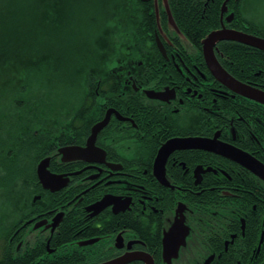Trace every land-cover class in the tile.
Returning a JSON list of instances; mask_svg holds the SVG:
<instances>
[{
	"label": "flooded vegetation",
	"instance_id": "af4514ba",
	"mask_svg": "<svg viewBox=\"0 0 264 264\" xmlns=\"http://www.w3.org/2000/svg\"><path fill=\"white\" fill-rule=\"evenodd\" d=\"M96 2L121 53L54 123L64 183L36 175L3 264H264V45L204 44L264 43V0Z\"/></svg>",
	"mask_w": 264,
	"mask_h": 264
},
{
	"label": "trees",
	"instance_id": "16d2710c",
	"mask_svg": "<svg viewBox=\"0 0 264 264\" xmlns=\"http://www.w3.org/2000/svg\"><path fill=\"white\" fill-rule=\"evenodd\" d=\"M94 2L104 26L112 25L87 52L74 37L55 46L65 33L49 30L74 10V0H0V248L23 215L19 208L31 199V186H38L36 165L51 155L54 123L82 101L77 87L95 80L121 53L112 7ZM65 72L70 75L61 77Z\"/></svg>",
	"mask_w": 264,
	"mask_h": 264
},
{
	"label": "rangeland",
	"instance_id": "374dc122",
	"mask_svg": "<svg viewBox=\"0 0 264 264\" xmlns=\"http://www.w3.org/2000/svg\"><path fill=\"white\" fill-rule=\"evenodd\" d=\"M74 2L76 3V5H73L72 7H75L74 10L67 14L66 19H64L62 22H58L60 26L56 27L55 30L50 29V26L45 27L49 28L50 31L57 32L60 30L62 33H65V36L62 35V39L59 34V36L54 40L53 43H55V46H57L58 43H67L69 40L71 41L74 37L76 41L83 44L85 43V47H87V52H90L89 48L91 46H99L102 43V32H105L106 29H108L112 24L109 23L108 28L104 26L102 21L103 16L98 12L97 4L94 2V0H74ZM250 6L254 10H259L261 9L260 7L262 5L257 4V2H253L250 4ZM78 33H80V35L77 37ZM69 35H71L70 38ZM85 50L86 48L84 49V51ZM68 75L70 74H67L65 72V74H61L60 76L66 77ZM71 90H73L72 87H70L69 92H71ZM77 90L82 94L83 88L77 87ZM81 96L82 95H80V97ZM68 105L69 104L63 103L60 106ZM0 177L3 178L2 173H0Z\"/></svg>",
	"mask_w": 264,
	"mask_h": 264
},
{
	"label": "water",
	"instance_id": "95a60500",
	"mask_svg": "<svg viewBox=\"0 0 264 264\" xmlns=\"http://www.w3.org/2000/svg\"><path fill=\"white\" fill-rule=\"evenodd\" d=\"M225 5V3L223 4V6ZM227 38H232V39H236V40H241V41H246L248 43H250L251 45L254 46H258V47H262L264 45L263 40L260 39H253L252 41L249 39L247 40L244 35H241L240 33H236V32H232V31H224V30H218V31H213L212 33H210L207 38L205 39L204 44L205 45H209L207 41H212V40H216V39H227ZM96 128H93V136L96 133ZM80 150L78 149H73V148H61L58 150V154L61 155L63 160H67L70 159L72 157H75L76 155L80 154ZM51 157H46L42 160H40V162L37 164L36 167V175L37 178L40 182V184L42 186H44L45 188H48L49 186L52 185L53 182H62V178L61 176H55L52 175L49 170V163H50ZM64 183V182H62ZM59 184L57 186H62L63 184Z\"/></svg>",
	"mask_w": 264,
	"mask_h": 264
}]
</instances>
